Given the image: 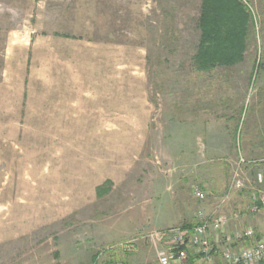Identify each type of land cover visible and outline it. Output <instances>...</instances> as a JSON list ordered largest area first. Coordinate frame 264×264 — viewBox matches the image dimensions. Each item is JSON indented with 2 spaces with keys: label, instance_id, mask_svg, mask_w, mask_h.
<instances>
[{
  "label": "rangeland",
  "instance_id": "obj_1",
  "mask_svg": "<svg viewBox=\"0 0 264 264\" xmlns=\"http://www.w3.org/2000/svg\"><path fill=\"white\" fill-rule=\"evenodd\" d=\"M235 1L246 45L201 61L202 0H0V264H157L215 203L264 231V0Z\"/></svg>",
  "mask_w": 264,
  "mask_h": 264
},
{
  "label": "built area",
  "instance_id": "obj_2",
  "mask_svg": "<svg viewBox=\"0 0 264 264\" xmlns=\"http://www.w3.org/2000/svg\"><path fill=\"white\" fill-rule=\"evenodd\" d=\"M240 161L244 162V159L241 158ZM256 179L262 182V174L257 173ZM235 187H242L239 180L236 181ZM257 192L258 194L252 193L250 197V213L258 212L264 207V192ZM194 197L202 201L206 199V193L196 187ZM221 204H216L208 212L199 209L196 212V221L190 226L179 225L160 231L165 244L157 251V264H187L189 253L199 256V264H216L217 257L223 264H253L264 260V237L254 238L251 227L232 235L225 232L220 235L229 220L222 212ZM211 231L218 232L214 240L210 237ZM246 238L252 239L250 244L235 246L238 240Z\"/></svg>",
  "mask_w": 264,
  "mask_h": 264
},
{
  "label": "trees",
  "instance_id": "obj_3",
  "mask_svg": "<svg viewBox=\"0 0 264 264\" xmlns=\"http://www.w3.org/2000/svg\"><path fill=\"white\" fill-rule=\"evenodd\" d=\"M242 10L235 0H202L198 19L201 36L196 59L212 61L222 57L231 61L242 52L250 32L247 16ZM198 258L189 253L187 264H197Z\"/></svg>",
  "mask_w": 264,
  "mask_h": 264
},
{
  "label": "crops",
  "instance_id": "obj_4",
  "mask_svg": "<svg viewBox=\"0 0 264 264\" xmlns=\"http://www.w3.org/2000/svg\"><path fill=\"white\" fill-rule=\"evenodd\" d=\"M19 35V34H18ZM17 35V36H18ZM20 35H22L23 36V45H25V44H28V43H30V41H31V39H30V36L26 33V32H24V33H21ZM216 204V203H215ZM214 204V206L212 207V208H210L209 210H207V211H211L216 205ZM205 210V209H204ZM264 210V207H262V208H260V210L258 211V212H255L254 214H260V213H262V211ZM232 218H233V216H232ZM231 219V218H230ZM233 219H235V224L238 226H240L241 225V222H240V220H239V217L238 218H233ZM195 221H196V219H195ZM256 224V223H255ZM228 225V224H227ZM226 225V227H225V229H231V228H229L228 226ZM257 225H259L260 226V224H258L257 223ZM246 227H249V226H246ZM245 226L243 227V228H246ZM264 228V226H263V224H261V228ZM224 229V230H225ZM258 229H260V227L258 228ZM261 230V229H260ZM226 231V230H225ZM264 231H258L257 229H256V231H255V238H260V237H264V233H263ZM211 234H210V237L214 240V239H216V237L218 236V232H215V231H211L210 232ZM251 241H252V239H248V238H246V239H243L242 241H241V244L243 243L244 245H247V244H249V243H251ZM215 261H216V264H223L222 262H221V260H220V258L219 257H217V258H215ZM197 264H199V262H197ZM258 264H264V260H262L261 262H259Z\"/></svg>",
  "mask_w": 264,
  "mask_h": 264
}]
</instances>
